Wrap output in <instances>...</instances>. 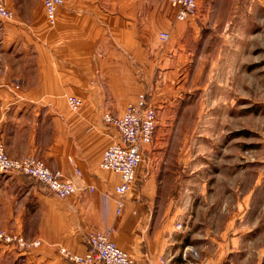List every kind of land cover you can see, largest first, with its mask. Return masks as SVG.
I'll list each match as a JSON object with an SVG mask.
<instances>
[{"label":"crops","instance_id":"crops-1","mask_svg":"<svg viewBox=\"0 0 264 264\" xmlns=\"http://www.w3.org/2000/svg\"><path fill=\"white\" fill-rule=\"evenodd\" d=\"M2 1L15 17L0 20L7 69L1 98L12 106L1 116L0 145L11 158L43 161L79 191L60 199L28 176L0 174V229L41 243L25 251L0 245V264H76L61 249L84 255L89 233L109 229L133 264L219 263V255L204 247L219 251L223 241L190 233L195 192L186 186L202 167L203 139L195 136L199 125L186 119L204 109H190L191 92L183 90L188 80L183 71L201 51V26L195 21L200 14L178 22L168 0H65L51 26L41 0ZM162 32L170 34L166 43L159 39ZM143 92L157 111V131L153 144L143 149L137 183L117 214L115 199L103 195L121 180L102 170L100 162L121 135L104 117H121ZM67 96L82 98L83 107L71 111ZM182 103L183 109H173ZM177 111L183 126L174 125ZM201 212L196 208L195 222L204 217ZM231 226L224 233L227 242Z\"/></svg>","mask_w":264,"mask_h":264},{"label":"rangeland","instance_id":"rangeland-1","mask_svg":"<svg viewBox=\"0 0 264 264\" xmlns=\"http://www.w3.org/2000/svg\"><path fill=\"white\" fill-rule=\"evenodd\" d=\"M197 14L201 53L183 71L188 78L183 90L191 92L186 105L194 112L204 109L186 119L197 122L195 136L203 139L201 170L196 181L186 183L195 192L190 233H210L214 241L224 242H214L219 251L204 247L219 255L217 264H264V0H199ZM2 29L0 22V81L7 76ZM5 89L0 84V120L12 109L1 98ZM173 109H183V103ZM178 116L179 111L174 125L183 126ZM196 208L205 213L202 224L195 222ZM229 224L230 243L224 240Z\"/></svg>","mask_w":264,"mask_h":264},{"label":"built area","instance_id":"built-area-1","mask_svg":"<svg viewBox=\"0 0 264 264\" xmlns=\"http://www.w3.org/2000/svg\"><path fill=\"white\" fill-rule=\"evenodd\" d=\"M46 17L51 26L57 22L58 10L65 0H41ZM176 11V21L187 22L194 17L199 9V0H168ZM15 17L13 11L8 9L0 0V20L12 21ZM170 34L162 32L160 40L168 42ZM67 104L71 111L78 112L84 105L82 98L67 96ZM104 122L115 127L120 135L121 142L111 145L103 154L100 168L104 171L114 172L120 177V184L112 193H105L103 198L115 199L117 214L125 207L128 193L137 181L138 169L144 161L143 149L152 145L157 131V112L149 104L146 94L139 95L136 102L130 104L124 115L114 117L106 115ZM16 173L28 176L43 185L54 196L68 199L79 191L75 182L67 178L60 171H52L43 161L35 157H22L19 159L9 157L0 145V174ZM76 174L81 176L77 169ZM94 191V187L89 188ZM180 229L181 226L178 225ZM111 229L106 232L93 231L87 236L89 250L84 255H73L65 249L61 253L66 259L76 264H133L130 255L122 250L112 239ZM0 245L14 246L25 251L41 245L40 242H28L23 236L7 231H0Z\"/></svg>","mask_w":264,"mask_h":264},{"label":"trees","instance_id":"trees-1","mask_svg":"<svg viewBox=\"0 0 264 264\" xmlns=\"http://www.w3.org/2000/svg\"><path fill=\"white\" fill-rule=\"evenodd\" d=\"M137 180H138V177H137ZM136 183H137V181H136ZM136 183H135V184H136Z\"/></svg>","mask_w":264,"mask_h":264}]
</instances>
